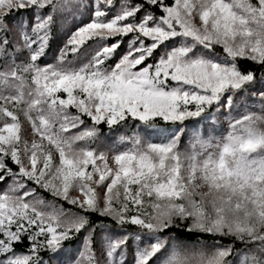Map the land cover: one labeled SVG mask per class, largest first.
<instances>
[{
  "label": "snow or ice",
  "instance_id": "snow-or-ice-1",
  "mask_svg": "<svg viewBox=\"0 0 264 264\" xmlns=\"http://www.w3.org/2000/svg\"><path fill=\"white\" fill-rule=\"evenodd\" d=\"M0 264H264V0H0Z\"/></svg>",
  "mask_w": 264,
  "mask_h": 264
},
{
  "label": "trees",
  "instance_id": "trees-1",
  "mask_svg": "<svg viewBox=\"0 0 264 264\" xmlns=\"http://www.w3.org/2000/svg\"><path fill=\"white\" fill-rule=\"evenodd\" d=\"M69 25H71L70 22L66 25V27L69 26ZM225 128H226V125H225ZM45 195H46V194H45ZM65 207H67V205H65Z\"/></svg>",
  "mask_w": 264,
  "mask_h": 264
},
{
  "label": "rangeland",
  "instance_id": "rangeland-1",
  "mask_svg": "<svg viewBox=\"0 0 264 264\" xmlns=\"http://www.w3.org/2000/svg\"><path fill=\"white\" fill-rule=\"evenodd\" d=\"M71 25L67 26V27H70Z\"/></svg>",
  "mask_w": 264,
  "mask_h": 264
}]
</instances>
